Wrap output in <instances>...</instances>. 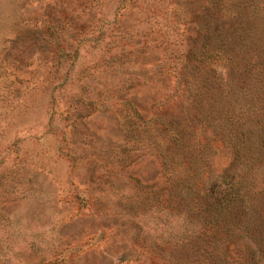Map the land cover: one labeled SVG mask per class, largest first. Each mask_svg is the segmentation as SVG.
Returning <instances> with one entry per match:
<instances>
[{
    "label": "rangeland",
    "instance_id": "1",
    "mask_svg": "<svg viewBox=\"0 0 264 264\" xmlns=\"http://www.w3.org/2000/svg\"><path fill=\"white\" fill-rule=\"evenodd\" d=\"M214 3L0 0V264H151L166 229L129 206L164 178L154 157L107 159L116 112L148 120L173 94L161 32L194 36Z\"/></svg>",
    "mask_w": 264,
    "mask_h": 264
},
{
    "label": "trees",
    "instance_id": "2",
    "mask_svg": "<svg viewBox=\"0 0 264 264\" xmlns=\"http://www.w3.org/2000/svg\"><path fill=\"white\" fill-rule=\"evenodd\" d=\"M214 5L194 36L161 32L173 94L148 120L128 103L116 112L107 159L123 170L154 157L164 178L135 181L129 206L166 229L151 264H264V0Z\"/></svg>",
    "mask_w": 264,
    "mask_h": 264
}]
</instances>
